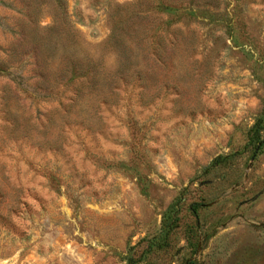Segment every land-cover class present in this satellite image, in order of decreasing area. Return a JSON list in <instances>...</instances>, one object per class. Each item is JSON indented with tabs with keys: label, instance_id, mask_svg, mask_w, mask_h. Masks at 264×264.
<instances>
[{
	"label": "rangeland",
	"instance_id": "1",
	"mask_svg": "<svg viewBox=\"0 0 264 264\" xmlns=\"http://www.w3.org/2000/svg\"><path fill=\"white\" fill-rule=\"evenodd\" d=\"M189 262L264 264V0H0V264Z\"/></svg>",
	"mask_w": 264,
	"mask_h": 264
},
{
	"label": "trees",
	"instance_id": "2",
	"mask_svg": "<svg viewBox=\"0 0 264 264\" xmlns=\"http://www.w3.org/2000/svg\"><path fill=\"white\" fill-rule=\"evenodd\" d=\"M72 72H74V70ZM188 264H193V263L192 262H189Z\"/></svg>",
	"mask_w": 264,
	"mask_h": 264
}]
</instances>
